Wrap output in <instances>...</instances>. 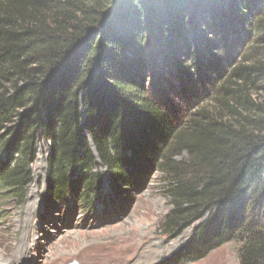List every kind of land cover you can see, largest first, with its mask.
<instances>
[{"label":"trees","instance_id":"16d2710c","mask_svg":"<svg viewBox=\"0 0 264 264\" xmlns=\"http://www.w3.org/2000/svg\"><path fill=\"white\" fill-rule=\"evenodd\" d=\"M262 61L264 0H0L3 198L25 203L42 142L53 202L94 210L102 167L116 193L158 172L163 234L200 222L168 264L233 241L264 264V125L237 108Z\"/></svg>","mask_w":264,"mask_h":264},{"label":"rangeland","instance_id":"374dc122","mask_svg":"<svg viewBox=\"0 0 264 264\" xmlns=\"http://www.w3.org/2000/svg\"><path fill=\"white\" fill-rule=\"evenodd\" d=\"M255 81V85L246 88L255 113L246 112L243 105L233 104L244 115L262 117L259 121L264 125V80ZM212 96L206 97L202 104L236 126L244 122L243 117L219 105ZM47 153V146L41 142L33 164L34 179L22 206L16 199L3 198L0 191V264H5L23 238L28 254L20 264H71L74 261L78 264H136L142 257H148L147 264H168L200 223H194L176 238L163 234L161 222L172 205L158 172H151L143 184L116 193L112 192L109 174L102 167L99 169L104 172L105 197L98 200L94 210L80 209L76 202L68 207L59 205L47 197ZM189 264H241L239 244L226 243L207 257Z\"/></svg>","mask_w":264,"mask_h":264},{"label":"bare ground","instance_id":"6f19581e","mask_svg":"<svg viewBox=\"0 0 264 264\" xmlns=\"http://www.w3.org/2000/svg\"><path fill=\"white\" fill-rule=\"evenodd\" d=\"M23 243H25L24 238H23V241L21 242V245L17 248V250H15L13 252L12 256L9 259L7 258L5 260V264H20L21 262H23V261L26 260L27 254H28V252H27L28 249L27 248L26 249L24 248L25 246L23 245ZM153 251L154 252H158L156 249H153ZM147 258L148 257H142V258L138 259L137 262H136V264H147V263H149V260Z\"/></svg>","mask_w":264,"mask_h":264},{"label":"water","instance_id":"95a60500","mask_svg":"<svg viewBox=\"0 0 264 264\" xmlns=\"http://www.w3.org/2000/svg\"><path fill=\"white\" fill-rule=\"evenodd\" d=\"M71 264H78V262L77 261H74L73 263H71Z\"/></svg>","mask_w":264,"mask_h":264}]
</instances>
